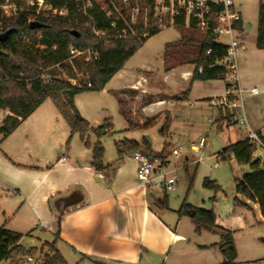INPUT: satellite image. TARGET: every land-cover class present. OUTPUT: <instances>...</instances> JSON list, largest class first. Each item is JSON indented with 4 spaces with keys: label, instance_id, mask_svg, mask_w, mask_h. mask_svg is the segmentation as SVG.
<instances>
[{
    "label": "crops",
    "instance_id": "0c3cea01",
    "mask_svg": "<svg viewBox=\"0 0 264 264\" xmlns=\"http://www.w3.org/2000/svg\"><path fill=\"white\" fill-rule=\"evenodd\" d=\"M259 1L233 0L241 21L238 32L245 42L247 29L255 25L250 51L246 48L238 53L240 92L234 96L237 106L220 103L226 86L224 80L192 79L195 63L188 61L197 50L198 36L204 33L184 24L182 27L190 33L179 30L178 38L164 43L160 74L147 69L130 74L125 67L130 57L101 89L116 100L119 114L127 121L120 134H116L110 117L99 122L87 113L78 97L83 92L72 99L90 126L83 139L78 132L71 134L68 123L49 98L9 135L3 137L0 132V226L20 233L18 244L22 247L26 238L34 240L40 245L39 254L53 245L67 264H221L224 257L219 248V228L232 231L235 245V232L248 226L250 218L264 222L258 203L245 200L247 206H243L235 200L241 199L235 190V178L242 175L234 178L231 207L232 212L241 210L240 215L220 218L218 210L211 208L218 229L202 228L196 233L192 220L176 212L184 200L173 208L168 192L153 185H138L134 151L128 149L129 144L123 146L122 141L133 140L142 149L143 138H147L152 151L159 153L162 149L152 148L153 135H148L149 129L136 126L155 117L154 125H160L159 132L168 116L169 128L162 146L168 145L174 133L172 118L165 107L207 104L216 110L213 124L223 140L222 148L213 153L217 161L220 150L248 138L251 132L257 133L259 142L254 144L261 146L264 154V50L256 47ZM190 35L194 36L188 41ZM180 40L179 45L170 47L166 53L167 43ZM249 72L252 74L247 77ZM174 85L181 86L179 93L166 94V88ZM196 88L201 94H196ZM252 88L258 92L251 93ZM8 113L0 109V128ZM241 118L245 122L240 123ZM105 120L111 126L98 138L91 129L100 127ZM201 139L204 137L199 139L198 147ZM98 141L104 148V170L92 165V146ZM172 151H167L168 163ZM226 160L235 161L233 157ZM187 202L201 207L192 200ZM235 262L242 263L237 256Z\"/></svg>",
    "mask_w": 264,
    "mask_h": 264
},
{
    "label": "trees",
    "instance_id": "16d2710c",
    "mask_svg": "<svg viewBox=\"0 0 264 264\" xmlns=\"http://www.w3.org/2000/svg\"><path fill=\"white\" fill-rule=\"evenodd\" d=\"M109 1L105 0V2ZM113 1L127 20L130 19L132 8L135 7L136 2L138 3L140 11L136 33L123 39H111L108 45L99 47V58L90 62H84L79 58L69 61L67 47L69 44H74L83 49L95 42L96 37L91 28L82 25L86 21L93 20L98 27H109L110 20L98 8L90 9L88 17L78 13L70 0H50L55 7L67 8V16L38 17L36 22L39 23V27L32 28L31 22H28V14L23 13L13 19L9 26L0 30V33L10 30L8 37L0 41V109L9 112L4 117L0 128L3 137L14 131L46 98H49L60 110L70 127L71 134L78 132L82 139L85 137L90 126L74 107L73 97L81 92L100 91L126 61L149 38L161 30L157 28V21L154 17V0H132L128 5H123L121 0ZM145 7H147V14L144 26L143 9ZM213 8L219 9L221 6H213ZM1 20L3 21V17L0 18ZM120 24L123 25V22L120 21ZM165 24L166 27H169L168 21ZM184 24V17L180 16L175 18L173 25L182 27ZM189 27L195 26L191 23ZM236 27L241 30L240 20L236 23ZM72 31H76L78 34H74ZM37 32L41 33L40 39L36 37ZM190 36L188 41L192 40L194 35ZM212 37L213 34L207 32L197 38V50L188 61L195 63L193 80H224L223 67L212 65L213 58L222 55L224 45L214 42ZM25 38L28 40L26 41ZM180 42L181 40L167 43L166 53L170 47L179 45ZM256 47L264 50V0H260L258 4ZM207 50H210L209 54L206 53ZM199 67L201 70L198 69ZM59 68H63L69 76L75 75L74 70L88 75L90 86L74 85L69 81L58 79ZM169 121V117L166 116L164 125L159 130L162 137L168 133ZM153 125L152 121H146L137 125L136 128L149 129ZM110 126V122L105 120L100 127L91 130L100 138L108 132ZM122 142L123 146L129 144L128 149L131 151L135 152L141 149L140 144L133 140L125 139ZM85 144H88L87 141ZM143 147L148 152H153L147 138H143ZM166 147L167 145L164 143L161 152L156 155L165 158ZM255 150V144L246 138L229 143L217 153V157L220 160L233 157L238 165L250 167L249 173L235 178V190L241 196V199L235 197V200L243 206H247L245 200L258 203L261 216L264 219V161L254 157ZM103 155L104 148L98 141L92 146V165L97 170L105 168L102 161ZM203 186L213 191L218 190L216 182L208 178L203 180ZM176 212L179 216H188L192 220L196 233H199L202 228L218 229L215 223V213L211 209L196 207L184 200ZM218 230L221 237L219 248L224 257L221 264H235L237 252L232 231L223 228ZM21 236L20 233L6 229L4 225L0 226V262L9 258L15 260L16 257L22 256L26 252L18 244ZM49 246L50 248L44 253L40 264H67L53 245ZM21 259L18 260V263L21 262Z\"/></svg>",
    "mask_w": 264,
    "mask_h": 264
},
{
    "label": "rangeland",
    "instance_id": "374dc122",
    "mask_svg": "<svg viewBox=\"0 0 264 264\" xmlns=\"http://www.w3.org/2000/svg\"><path fill=\"white\" fill-rule=\"evenodd\" d=\"M98 2L107 12L113 9V5H115L118 12H120L118 5L113 0L109 2L98 0ZM145 8L143 9L145 14L144 18L147 14ZM139 11L140 6L136 2L135 7L132 8L130 13V19L133 18L135 23L131 24L128 22L131 24V31L128 32L126 37L136 33ZM114 13L117 12L114 11ZM41 17L57 16L47 15ZM119 17L126 20L125 15L121 14ZM0 18L2 19L1 13ZM13 19L9 21V25ZM89 21L84 22L82 25L89 27L87 25ZM169 26L170 27H165L166 29L163 28L154 35L127 61L125 67L130 74L140 72V69L152 70L155 75L160 74L162 71V52L164 50V43L178 38L179 30L181 32L186 31L190 33L189 30H185L183 27ZM250 27L246 31L248 51H250L252 47L253 35L255 34V25L251 24ZM25 39L26 41L28 40V38ZM239 54L237 55V61ZM56 66L58 67V65ZM58 70V79L69 81L74 85H87L90 80L88 75L77 72L76 70H74V76H69L63 68H59ZM251 74L252 72L247 73V77ZM167 88L165 90L166 94L172 95L179 93L181 86L177 87L174 85ZM195 92L196 94H201L198 88H196ZM78 97L83 102L87 113L92 118H97L99 122H101L104 117H110L117 131L116 134H120V130L127 126V121L117 110L116 100L105 91L83 92ZM165 109L169 111L170 118H172L174 133L173 139H170V143H168L166 147V151H171L172 149L178 150L177 155L171 154L169 156V163L165 168L168 172L167 176L174 175L176 178L173 190L168 192L170 206L177 208L179 202L183 200H192L195 202V205L201 206L202 208L217 209L220 218L240 215L241 210L239 209H235L234 212L231 211V207H233V197L235 195L234 178L249 173L251 169L247 165H238L234 160H216L213 153L222 148L223 140L221 134L216 129V125L213 124L216 112L215 108L212 107L211 109L207 104L193 106L183 103L167 105ZM163 117L164 113L161 118L163 119ZM154 119L156 118H148V121L155 123L156 121H154ZM158 128H160V125L151 126L148 132V135H153L152 148L155 151H160L162 149L163 142V137L159 134ZM201 137L206 139L205 147H198V141ZM108 143H111L110 140H108ZM254 154L255 158L260 160L264 159L261 146H256ZM165 157L167 158V155ZM215 163L217 167H214ZM204 178L215 181L220 188L217 191L205 188L203 186ZM154 190L157 191L158 194H161L159 189L155 188ZM213 195L215 196L214 198L212 197ZM234 240L238 251L237 258L241 260L242 263L257 260L255 263L264 264V222L257 223L254 218H250L248 226L235 232ZM39 246L40 245L34 240L26 238L23 242V248L26 252L23 253L22 256L16 257L15 260L9 258L3 260L0 264H40L43 260L44 253L39 254ZM35 254L39 255L35 256ZM28 255H32L34 261L27 262L26 257ZM20 258H22L21 262L19 261L18 263Z\"/></svg>",
    "mask_w": 264,
    "mask_h": 264
},
{
    "label": "built area",
    "instance_id": "2783aa9c",
    "mask_svg": "<svg viewBox=\"0 0 264 264\" xmlns=\"http://www.w3.org/2000/svg\"><path fill=\"white\" fill-rule=\"evenodd\" d=\"M76 11L82 15L89 17V10L98 8L103 11L107 19H109V27H98L93 20L87 25L91 28L96 40L91 45L81 49L74 44H69L67 52L69 61L73 58H79L84 62H90L99 58V47L108 45L113 38H125L131 31V24H134L133 18L123 19L117 7L113 5V9L106 11L98 0H70ZM122 4L128 5L132 0H121ZM220 5L221 8L215 9L213 6ZM146 10V8H145ZM117 12V13H114ZM0 13L3 21H0V30L9 26V21L18 17L23 13L28 14V22H36L41 16L54 15L57 17H65L68 14L67 8L55 7L50 0H0ZM118 14V15H117ZM184 17L185 25H193L202 33L210 32L213 34L214 42L224 45L221 56H215L212 65H219L225 71V90L221 96L220 103L224 106H237L234 96L240 92L238 85V64L237 55L239 52L246 50V42L240 37L236 23L240 20L239 13L233 7V0H154V17L157 21V28L166 27V21L169 25L174 24L176 17ZM123 22V25L120 24ZM127 21V22H126ZM130 22L131 24H129ZM146 17L144 18V24ZM3 32V31H2ZM36 37L41 38V34L37 33ZM55 48V47H54ZM207 54L210 50L206 51ZM201 70V67L198 68ZM90 86V82L87 83ZM256 88L251 89V93H257ZM232 97V99H230ZM240 123L245 122V118L239 119ZM248 139L255 143L259 142L257 133L251 132ZM204 139L200 140V145L204 144ZM173 154H177L178 150L173 149ZM133 158L137 163L136 177L138 185L146 187L153 185L160 190L169 192L173 190L175 184V176H167L165 170L168 164L167 158H161L156 153L148 152L140 149L133 153ZM27 262H32V255L26 257ZM235 264H257L255 262L235 263Z\"/></svg>",
    "mask_w": 264,
    "mask_h": 264
},
{
    "label": "water",
    "instance_id": "95a60500",
    "mask_svg": "<svg viewBox=\"0 0 264 264\" xmlns=\"http://www.w3.org/2000/svg\"><path fill=\"white\" fill-rule=\"evenodd\" d=\"M31 27H32V28H37V27H39V23H37V22H32V23H31ZM72 33H74V34H78L76 31H72ZM9 34H10V30H6V31L0 33V41L5 40V39L8 37Z\"/></svg>",
    "mask_w": 264,
    "mask_h": 264
}]
</instances>
